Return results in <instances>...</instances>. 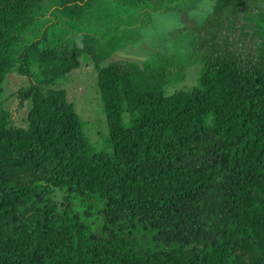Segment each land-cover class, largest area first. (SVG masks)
Returning <instances> with one entry per match:
<instances>
[{"label": "trees", "instance_id": "trees-1", "mask_svg": "<svg viewBox=\"0 0 264 264\" xmlns=\"http://www.w3.org/2000/svg\"><path fill=\"white\" fill-rule=\"evenodd\" d=\"M98 1L0 0V99L16 73L28 80L19 108L30 106L25 128L0 107V264H264V0H213L190 32L197 84L171 96L183 73L96 61L113 154L88 156L85 122L60 89L81 51L51 36ZM247 20L252 47L239 52L230 33ZM80 197L100 206L98 237L71 207Z\"/></svg>", "mask_w": 264, "mask_h": 264}, {"label": "rangeland", "instance_id": "rangeland-1", "mask_svg": "<svg viewBox=\"0 0 264 264\" xmlns=\"http://www.w3.org/2000/svg\"><path fill=\"white\" fill-rule=\"evenodd\" d=\"M173 0L153 3L137 8H124L113 0L98 1L88 18L78 24H66L55 29L51 36L53 47H75L81 51V67L63 81L60 89L67 92L68 101L76 106L85 122V136L92 151L88 156L104 154L112 156L107 117L97 92L98 72L96 61L101 68L113 63L125 65L167 68L173 75L180 72L185 80L182 84H172L167 88L171 96L184 87L192 88L200 76L201 61L196 50L190 45L195 25L202 23L213 8V0H201L192 4L191 0ZM231 38L238 39L236 46L241 52L251 48L254 38L253 25L249 21H236ZM182 31V33L180 32ZM84 33L93 43L87 44ZM236 37V38H235ZM243 46V48H241ZM245 47V48H244ZM245 51L243 52V54ZM28 85L26 78L12 73L8 76L5 92L0 99V107L12 113L16 127L25 128L29 104L19 108L16 92ZM63 193L56 192V199L62 201ZM71 207L90 228L94 236L101 234L100 206L95 200L80 197L71 201ZM153 234L142 232V248L152 249Z\"/></svg>", "mask_w": 264, "mask_h": 264}]
</instances>
